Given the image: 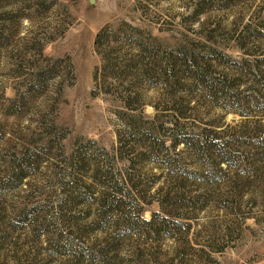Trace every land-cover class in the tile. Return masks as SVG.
<instances>
[{
	"label": "rangeland",
	"instance_id": "rangeland-1",
	"mask_svg": "<svg viewBox=\"0 0 264 264\" xmlns=\"http://www.w3.org/2000/svg\"><path fill=\"white\" fill-rule=\"evenodd\" d=\"M263 23L264 0H0V264H264V115L254 105L241 117L228 96L237 89L264 101ZM101 30L120 59L188 51L225 93L150 87L138 70L137 79L104 74ZM244 59L258 67L245 70ZM130 82L140 92L134 110L122 102ZM205 140L215 146L200 161L216 162L217 143L228 159L213 180L177 168L196 169ZM119 145L132 162L114 154ZM134 145L158 156L135 158ZM81 154L131 179L140 220L156 214L153 223L127 202L128 225L99 229L95 205L68 201L86 188L82 173L99 171L70 169ZM211 245L218 250L203 261Z\"/></svg>",
	"mask_w": 264,
	"mask_h": 264
},
{
	"label": "trees",
	"instance_id": "trees-1",
	"mask_svg": "<svg viewBox=\"0 0 264 264\" xmlns=\"http://www.w3.org/2000/svg\"><path fill=\"white\" fill-rule=\"evenodd\" d=\"M260 28H264V23L259 25ZM131 28V27H129ZM132 29V28H131ZM260 29V30H261ZM104 37L105 32L104 30H101L97 33L95 38V48H98L100 46L102 47L103 51H100L103 59L105 61L103 69L104 74L105 73H111L113 70H115V75L113 76L117 78H127L130 76H133V78H136L134 76V70H138L139 75L141 76V80L143 82H147V84L152 87L156 86L157 84H161L164 87L168 88L171 91H174L175 89H179L184 84L199 87L201 90H203L205 93L215 96L218 92L222 95V93H225V84L222 81H216L214 79L209 78L208 68H204L200 66L196 59L188 53L186 50H180L179 52H176L175 54L173 51L166 52L162 54L159 58H157L151 50L146 51V55L148 57V61L145 63H140V61H136L134 54H127L126 59H120L118 54L116 53L115 49L109 45H104ZM116 43V41H115ZM104 48V49H103ZM131 49H134L133 47H129ZM239 48H244V45L241 43L239 45ZM116 54V55H115ZM245 62V70L250 71L251 68L254 70L255 67H258V64L249 62V60L244 59ZM244 67L242 74L245 72ZM188 71L190 74H186L185 72ZM94 80H96V74L93 76ZM137 79V78H136ZM136 82H130V85L124 89V93H122V102L125 105V107L134 110L135 108V101L138 100L140 96L139 89L135 88L134 86ZM237 84V83H236ZM263 86V85H262ZM237 88V87H236ZM228 96L231 101L230 106L234 107V112L240 115L241 117H247L249 114V110L247 109L249 106L253 108L254 105H259L258 108L260 109L259 112H262L261 115H264V101H261L262 103H257L256 99L252 97V95H246L242 96L241 92L236 89V91L233 89V91H228ZM142 106V104H140ZM247 106V107H246ZM134 108V109H133ZM137 108V107H136ZM148 133L142 132L141 134H144L143 136L149 137L151 129H147ZM207 138V137H206ZM120 142V141H119ZM179 142H182L185 146L188 144V141L186 139H183L182 141H173L171 144V147L174 148L175 145H177ZM158 143L164 148V150L167 151V148H165L163 139L158 140ZM135 144V143H134ZM197 145V146H196ZM195 145V155L194 157L198 160V167L196 169H187L185 166L183 167L181 162L178 161L179 165L177 168L181 170V167L188 172L192 173L195 178L199 180H213L214 175V168H222L220 165L222 163L228 164V159L223 155L222 150L223 146L220 143H217L216 149L214 148L213 151L216 152V162L214 164L209 163L208 161H200L203 160V158H206L209 153V150L211 146H215L212 143L209 146V143H207V140H205V144L200 141L198 144ZM221 145V146H220ZM150 145H145L142 147L144 149L136 150L135 145L133 146L135 149V158H141V157H148L153 158L157 157V152L154 151L151 147H148ZM212 151V152H213ZM133 152V151H132ZM133 152V156H134ZM168 152V151H167ZM166 152V155L169 156ZM218 152V155H217ZM27 153H30L27 151ZM100 153L103 155L104 158H106L105 163H110L112 161V158L108 151L101 150ZM119 156L121 160H127V162H132L133 157H128L125 153V151L122 149L121 145L116 149L115 153ZM210 155V154H209ZM29 156V155H27ZM166 158V157H163ZM200 159V160H199ZM176 161V160H175ZM69 168L75 171L78 166H80V163L82 164V167L89 168L90 165H95L98 168V172L96 170H93V174L91 175H80V181L83 186H85L87 189L89 187H93V185H98L100 188L99 193L96 194L94 191L93 193L90 192V195L88 197H82L81 194H84V192L87 190L86 188L83 190H79L77 193H75L74 197H71L68 201H71L72 203H82L83 205H87L88 207H91L92 205H95V209L90 214L92 218V222L96 223L97 226H99V229H103L105 226H111L113 223H123L124 225L129 224V214L126 213L124 210L125 203L129 202L133 205V210L135 211V217L136 219L140 220V212L142 209V206L139 204L140 199L142 200V197L138 195L136 192H138V189L136 188L135 183L131 181V179H128L122 176V179H116V177L109 175L108 170H105L102 166L100 167V160L92 159L88 157L85 154L79 155V158L74 159L72 158L71 161H68ZM181 166V167H179ZM175 168V167H174ZM176 168V169H177ZM103 170V171H100ZM170 175L173 176V173L170 172ZM24 175H21L20 178H22ZM99 178V179H98ZM98 182V183H97ZM131 182V183H129ZM89 192V191H88ZM180 196L182 194H179ZM61 204H59V208ZM88 212L86 213V215ZM156 215V214H155ZM148 220L141 222L145 224H152L154 221V217ZM90 216V215H89ZM87 217V216H86ZM161 224L162 225H169V223H176L179 225H182L179 222L171 221V219H168L166 216H161ZM187 226L190 225V223L186 224ZM109 226V227H110ZM106 228V227H105ZM163 234L165 236H172V232L168 229H164ZM106 247L102 246L100 247L99 257L103 258L104 254L106 253L105 250ZM218 250L214 246L211 245V247L206 250V253L203 257V261L207 260L211 257V251ZM199 263V262H198Z\"/></svg>",
	"mask_w": 264,
	"mask_h": 264
}]
</instances>
